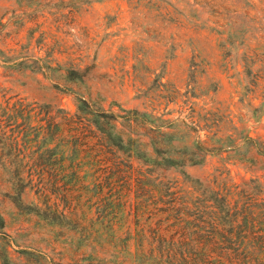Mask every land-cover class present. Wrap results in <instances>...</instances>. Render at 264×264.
Masks as SVG:
<instances>
[{"label":"rangeland","instance_id":"1","mask_svg":"<svg viewBox=\"0 0 264 264\" xmlns=\"http://www.w3.org/2000/svg\"><path fill=\"white\" fill-rule=\"evenodd\" d=\"M5 109L0 264H130L165 192L264 186V0H0Z\"/></svg>","mask_w":264,"mask_h":264},{"label":"trees","instance_id":"2","mask_svg":"<svg viewBox=\"0 0 264 264\" xmlns=\"http://www.w3.org/2000/svg\"><path fill=\"white\" fill-rule=\"evenodd\" d=\"M261 78L258 76L255 80ZM20 106L14 111H22L23 115L26 110L23 104ZM4 111L0 116L2 156L8 147L12 148L17 142V137L9 134L12 120L7 115V109ZM129 118L132 124L137 127L141 124L140 128L146 130L147 121L142 119L144 123L139 122L141 117L137 111ZM102 133L104 143H109L107 132ZM263 145L260 142L259 147ZM110 146H106L108 150H112ZM187 162L196 165L194 160ZM16 181H22L20 170H17ZM199 191L201 194L197 197L194 210L189 209L186 202H181L177 192H165L171 198L165 202L168 206L158 211L168 213V221L175 220L170 227L179 226L169 236L170 227L166 232L160 226L146 230L137 220L138 243L130 264H264V186L254 180L230 184L226 177L216 186H207V189ZM141 213L137 211L136 218L141 217ZM60 216L66 218L64 214ZM102 261V264L126 262H120L119 258L113 261L104 258Z\"/></svg>","mask_w":264,"mask_h":264}]
</instances>
